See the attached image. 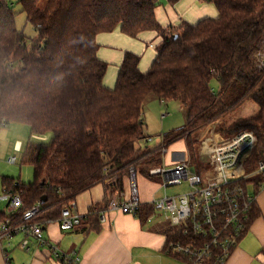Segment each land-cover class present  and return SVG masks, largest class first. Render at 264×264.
Segmentation results:
<instances>
[{"label": "trees", "instance_id": "obj_1", "mask_svg": "<svg viewBox=\"0 0 264 264\" xmlns=\"http://www.w3.org/2000/svg\"><path fill=\"white\" fill-rule=\"evenodd\" d=\"M42 1L19 0L36 30L28 48L13 6L0 0V122L54 134L50 143H29L24 150V161L33 166L32 182L2 177L3 188L23 200L17 221L37 204L40 212L33 221L56 220L65 205L101 182L114 180L109 188L122 191L131 168L138 171L151 157L148 162L159 164L162 157L155 154L181 139L200 166L197 135L218 127L248 99L258 111L221 129L228 136L252 131L257 142L249 157L255 163L264 160V0H204L217 7L218 17L174 29L159 24V0H46L43 8ZM117 27L132 37L159 31L163 40L146 72L139 68L140 57L127 52L116 85L109 89L103 84L108 64L98 56L97 36ZM150 94L179 101L187 112L186 123L164 133V143L152 149L143 118ZM249 182L241 184L247 188ZM253 182L258 191V180ZM43 196L47 199L41 203ZM153 212L152 205L142 204L139 218L146 220ZM258 215L253 204L249 224ZM167 235L168 242L190 241L181 226Z\"/></svg>", "mask_w": 264, "mask_h": 264}, {"label": "crops", "instance_id": "obj_2", "mask_svg": "<svg viewBox=\"0 0 264 264\" xmlns=\"http://www.w3.org/2000/svg\"><path fill=\"white\" fill-rule=\"evenodd\" d=\"M155 14L159 24L164 29H174L183 22L195 24L204 18H216L219 16V11L213 3L204 0H179L175 4H171L168 0H162L158 2ZM162 40L161 32L155 30L143 31L136 37L125 34L120 27L111 32L100 33L97 36L98 56L108 64L103 80L104 86L109 89L115 87L121 64L127 52L138 55L140 57V70L142 72L148 71L158 56L157 47ZM146 100L147 108L144 109L143 118L146 133L149 134L146 123L150 124L148 111L158 110L163 105L168 108V103L173 100L160 101L157 97ZM149 105H151L150 109H148ZM180 110L183 115L186 113L183 104L180 106ZM168 114L165 113L162 116ZM2 131L4 130L1 128L0 136ZM163 134L160 135L158 143L150 149L164 143ZM17 143L22 145L18 152L26 149L21 140H16L12 150L15 151ZM1 146L2 142L0 141V149ZM8 154L7 156L12 155L11 153ZM199 156L201 159L200 150ZM187 158H189L187 142L185 139H181L164 147L159 164H156V161L148 163V167L145 168L148 175L139 171L141 175L138 176L137 173V187L143 204L151 205L152 200L158 197L157 194L163 191L161 187L163 176L152 175L150 169L172 167ZM191 168L193 169L192 165ZM193 170L198 171L196 167ZM157 178H161V181H156ZM245 180L250 181L246 189L250 194L256 196L254 204L259 210V215L248 225L224 264H264V181L262 177L256 176L245 178L243 181ZM256 180L259 182L258 191L255 190L256 187L253 182ZM109 181L92 186L77 195L73 202L65 205L70 206L73 212L82 216L80 225L73 229L62 230L57 219L44 223V239L55 244L63 253L73 254L76 252L79 256V262H62L55 258L49 246H38L34 237H30L29 249L26 250L21 247L24 235L19 234L0 241V264H190L167 254L165 251L167 234L173 228L170 214L162 210L154 211L150 214L149 219L142 220L120 210H110L108 208L109 200L116 196L117 192H120L119 200L130 197L131 182L129 177L126 178L123 190L118 191L109 188ZM1 188L3 189V186ZM91 207H96L97 210L91 211Z\"/></svg>", "mask_w": 264, "mask_h": 264}, {"label": "built area", "instance_id": "obj_3", "mask_svg": "<svg viewBox=\"0 0 264 264\" xmlns=\"http://www.w3.org/2000/svg\"><path fill=\"white\" fill-rule=\"evenodd\" d=\"M261 63L264 64V60ZM8 125L6 121H1L0 129L7 128ZM256 142L257 136L250 130L224 141H217L213 136H208L201 143V158L208 166L202 172L191 170L189 158L172 167L150 169L152 175L163 176L161 187L164 192H167L169 186L181 184L182 180H186L190 186V190L185 193L176 195L165 193L151 202L154 211H167L173 227L181 226L183 234L190 239L188 242L167 241L165 246L167 254L186 257L190 264H203L209 261L212 264H224L227 261L248 228L250 212L256 202V196L250 194L241 184L245 178L254 175L247 173L243 161L248 159ZM21 146V143H17L15 151H20ZM7 161L10 164H17V155L8 156ZM257 169L264 181V160L257 163ZM137 173L135 168L130 169V197L119 200L120 192H117L116 196L109 200L110 210H120L139 217L143 203L137 187ZM22 207L23 200L20 194H13L7 188L2 189L0 241L23 234L22 248L28 250L30 237H34L38 246H49L55 258L62 262H79L76 252L63 253L55 244L44 239V222L33 221L40 212L39 204L24 210L17 221L16 213ZM2 214L5 216L2 217ZM57 220L62 230H69L81 224L82 216L73 212L70 206H64ZM6 259L9 261L8 257Z\"/></svg>", "mask_w": 264, "mask_h": 264}, {"label": "rangeland", "instance_id": "obj_4", "mask_svg": "<svg viewBox=\"0 0 264 264\" xmlns=\"http://www.w3.org/2000/svg\"><path fill=\"white\" fill-rule=\"evenodd\" d=\"M6 1H8L13 6V10L17 14V18H16L17 27L19 30H23L24 33L26 34L27 47L30 48L34 43V38L36 36V30L34 26L27 21L25 13L22 12V6L19 3V0H6ZM161 1L162 0H159V2ZM40 5L43 8L46 5V0H43ZM212 86L215 90H218V83L216 79L212 81ZM152 97L155 96L153 94H150L148 95L147 99ZM168 105L171 107L168 106V108H166V106L163 105V107L162 106L159 107L158 110H153L152 112L148 111V117L150 118V120L149 119L148 120L150 124H148V122L146 123L148 125V133L152 136V139L149 141L148 144L149 148L153 147L158 143L161 134H163L164 132H168L172 129L179 128L185 124L187 112L184 115L182 114V111L180 110V106L182 104L179 101H171L168 103ZM146 108H147L146 105H144L145 110ZM150 108L151 105H149L148 109ZM258 108L259 106L253 100L248 99L244 104H242L235 110L231 111L226 117L218 121L217 123L218 127L215 126L214 128L213 126H210L203 132H200L199 135H197V138L200 139L199 150L201 147V143L206 136L207 137L213 136L217 141L218 140L224 141V139L225 140L232 139L241 132L247 131L245 129L237 132L235 135L228 136L226 133L222 131L221 128L227 127L229 124H231L236 120L253 116L258 111ZM165 113H169V114L166 116H162V114ZM9 125L7 128H2V130L4 131H2V134L0 136V141L2 142V146L0 149V193L2 191L1 188L2 176L16 178L17 180H20V182L23 184H29L33 180V166L24 161L23 159L24 150L22 152H15L14 150H12V146L16 142V140H21L24 143V148H25L29 143L48 144L52 141V138L54 136L53 132L51 131L45 133H31L30 128L23 124L14 123L10 126ZM7 153L9 154L11 153L12 155L13 154L17 155L18 158L17 164L8 163ZM155 155L156 157L157 156L162 157V154L159 153ZM188 157L193 169H195L196 167L198 171L202 172L205 168L208 167L206 161L202 158L199 166L198 162H195L194 157L192 156V153L189 150H188ZM151 158H148L147 161L145 160L141 164L138 170V176L141 175L139 171L142 168L145 169L148 167V163H149L148 160ZM243 162L245 163V168L248 174H254L253 176L261 177V174L260 172H258L257 169V163H255V161L251 157H248V159L244 160ZM193 169L191 168L192 171H194ZM156 181H161V178H157ZM189 190H190V186L188 182L186 180H182L181 184L176 186H169L167 192H164V190L160 191L157 194V196L161 197L165 193L168 195H176V194L185 193ZM3 205L4 204L2 203V206Z\"/></svg>", "mask_w": 264, "mask_h": 264}, {"label": "water", "instance_id": "obj_5", "mask_svg": "<svg viewBox=\"0 0 264 264\" xmlns=\"http://www.w3.org/2000/svg\"><path fill=\"white\" fill-rule=\"evenodd\" d=\"M46 199H47V197H46V196H43V197L41 198V203H44V202L46 201Z\"/></svg>", "mask_w": 264, "mask_h": 264}]
</instances>
